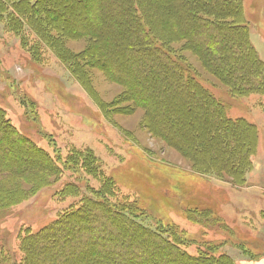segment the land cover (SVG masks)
I'll list each match as a JSON object with an SVG mask.
<instances>
[{
	"label": "trees",
	"instance_id": "1",
	"mask_svg": "<svg viewBox=\"0 0 264 264\" xmlns=\"http://www.w3.org/2000/svg\"><path fill=\"white\" fill-rule=\"evenodd\" d=\"M235 1L0 0V22L6 23L29 52L39 53L31 44L34 35L67 65L77 59L65 41L88 38L90 43L82 53L86 66L97 68L101 64L109 79L126 88L134 106L147 111L153 134L186 154L194 153V163L205 169L209 165L215 170L213 164L230 158L227 150H237L238 164L232 166L240 175L252 169L256 128L234 124L219 111L212 113L206 105L203 108L207 97L214 99L193 83L189 70L170 51L171 43L187 41L205 66L231 89L264 96V64L252 55L255 52L244 38L243 24L233 25L236 30H232L223 18L230 8L240 7L239 0ZM54 2H61L62 8L57 9ZM149 9L154 10L149 13ZM234 31L238 40H233ZM72 64L79 76L81 63ZM79 81L85 85L84 80ZM199 117L202 122L195 130L192 122ZM223 125L227 132L223 142L239 132L240 142L232 144L233 150L230 141L223 144L219 140ZM198 139L206 140L207 149ZM71 156L75 166L83 158L75 150ZM70 163L72 160L60 165L23 136L0 106V208L25 202L50 186L53 179L59 181L64 169L71 170ZM84 165L88 170L90 163L85 161ZM96 173L98 169L91 163L88 174ZM112 182L82 196L78 183L66 184L58 196L80 195L79 201L44 229L36 233L22 230L17 236L21 257L12 264H38L37 258L40 264H236L226 254H211L213 249L208 246L202 245L204 252L198 256L181 250L177 234L165 232L145 213L134 212L132 205L114 209L112 199L117 190ZM87 218L98 222L89 223ZM7 255L6 248L0 246V264L11 261Z\"/></svg>",
	"mask_w": 264,
	"mask_h": 264
},
{
	"label": "rangeland",
	"instance_id": "2",
	"mask_svg": "<svg viewBox=\"0 0 264 264\" xmlns=\"http://www.w3.org/2000/svg\"><path fill=\"white\" fill-rule=\"evenodd\" d=\"M237 3L240 7L230 8L223 18L232 30H236L233 25L243 24L244 38L255 52L252 55L264 64V0ZM54 5L62 8L61 2ZM149 24L150 19L148 28ZM234 33L233 40H238L239 34ZM32 36L31 44L39 50L36 55L21 45L5 22H0V106L23 136L60 165L68 160L72 163L71 170L62 167L59 181L53 179L50 186L25 202L0 208V246L11 259L6 264L21 257L17 236L22 230L36 233L44 229L82 195L106 186L107 181H113L117 190L112 199L114 209L134 206V212L145 213L165 232L177 234L181 250L191 255L204 252V245L213 249L211 254H226L236 264H252L264 257V96L253 91L236 92L205 66L187 41L171 43L175 60L189 70L193 83L217 102L207 97L202 106L211 107L212 113L219 111L234 124L256 128L251 170L240 175L234 170L238 152L233 145L240 142L239 132L223 142L227 133L224 125L219 140L223 144L230 141L233 152L227 150L230 158L222 160L224 164H213L215 170L209 165L205 169L194 163V153L186 154L151 132L147 111L134 106L126 88L109 79L100 63L97 68L86 66L82 53L90 43L88 38L65 41L77 59L69 61V66L49 45ZM78 54L82 56L76 57ZM75 61L81 63L79 76L71 68ZM199 118L192 122L195 130L202 122ZM200 142L207 149L206 140ZM193 147L195 151L196 143ZM73 150L83 157L76 166ZM85 161L90 163L88 170L84 169ZM91 163L98 173L88 174ZM73 182L81 187V196H58ZM92 221L87 218V222ZM36 262L40 264L38 258Z\"/></svg>",
	"mask_w": 264,
	"mask_h": 264
},
{
	"label": "crops",
	"instance_id": "3",
	"mask_svg": "<svg viewBox=\"0 0 264 264\" xmlns=\"http://www.w3.org/2000/svg\"><path fill=\"white\" fill-rule=\"evenodd\" d=\"M238 264H240V263H238ZM252 264H264V257H261L258 261H255Z\"/></svg>",
	"mask_w": 264,
	"mask_h": 264
}]
</instances>
